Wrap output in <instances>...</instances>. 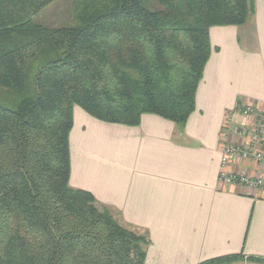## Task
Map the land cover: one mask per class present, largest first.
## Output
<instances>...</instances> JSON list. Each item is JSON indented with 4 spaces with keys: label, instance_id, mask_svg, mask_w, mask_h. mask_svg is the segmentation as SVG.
<instances>
[{
    "label": "trees",
    "instance_id": "16d2710c",
    "mask_svg": "<svg viewBox=\"0 0 264 264\" xmlns=\"http://www.w3.org/2000/svg\"><path fill=\"white\" fill-rule=\"evenodd\" d=\"M55 1L0 0V264H145L148 234L70 185L75 108L128 126L156 114L183 129L210 29L244 25L253 0H156L159 10L77 0L70 26L36 23Z\"/></svg>",
    "mask_w": 264,
    "mask_h": 264
},
{
    "label": "crops",
    "instance_id": "0c3cea01",
    "mask_svg": "<svg viewBox=\"0 0 264 264\" xmlns=\"http://www.w3.org/2000/svg\"><path fill=\"white\" fill-rule=\"evenodd\" d=\"M210 40L184 130L156 114L128 126L75 110L70 183L148 233L145 264H200L241 253L264 258V189L219 181L223 139L245 144L235 128L254 126L236 113L225 129L227 112L252 104L257 121L264 117V0H253L244 25L213 26ZM226 170L264 177L263 167L239 156Z\"/></svg>",
    "mask_w": 264,
    "mask_h": 264
},
{
    "label": "rangeland",
    "instance_id": "374dc122",
    "mask_svg": "<svg viewBox=\"0 0 264 264\" xmlns=\"http://www.w3.org/2000/svg\"><path fill=\"white\" fill-rule=\"evenodd\" d=\"M143 2L147 5H145L147 8H149L150 10H159L161 9V5H158L156 0H143ZM77 4V0H56L55 2L51 3L49 6H47L45 9H43L37 16L34 17V21L36 23H40L43 24L45 26L48 27H62V26H70L73 22V11H74V5ZM242 26V25H241ZM248 108H253L256 114V117L254 115H250V114H245L244 111ZM76 109H80L82 111H84L81 107H76ZM196 109V108H195ZM85 113H87L86 111H84ZM236 113H241L244 116H248L251 119L253 129H257L258 126V122L257 118H258V113H257V109L254 105L252 104H248L244 107H239L237 105V107H235L232 111H228L226 118H225V129H228L227 127L230 126L232 124V116ZM88 114V113H87ZM193 114V113H192ZM191 114V115H192ZM91 116V115H90ZM93 117V116H92ZM95 118V117H93ZM74 119H75V111H74ZM97 119V118H95ZM101 121V120H100ZM175 123V122H174ZM176 124V123H175ZM187 124V123H186ZM177 125V124H176ZM178 126V125H177ZM179 128V127H178ZM185 126L183 127L182 130H184ZM180 129V128H179ZM252 131H249V129H247V127H243V126H237L235 128V133L241 136H245L247 137V141L245 144H241V143H229L225 138V136L227 135L226 133H224L225 135H223V137H225L223 140V144L221 143V152H222V146L224 144H230V145H234V146H239L241 145L242 147H245L247 149L250 150L251 155H249V157L247 158H242L239 155H233L232 158L234 156H239L242 159H251L253 160L257 165L263 167L261 164H258L255 159H254V153L256 151H260L262 149H264V133L261 134L260 133V138H255L253 139L256 135L255 133ZM223 156V155H222ZM231 158V159H232ZM230 159V161H231ZM264 168V167H263ZM249 176V175H248ZM219 181H220V176H219ZM221 182V181H220ZM222 183V182H221ZM71 185V183H70ZM72 186V185H71ZM73 187V186H72ZM75 188V187H74ZM97 199V198H96ZM97 201L101 204L107 207L108 211L111 212V214L113 215V217L123 226L125 227H129L132 229L137 230L138 232L140 231L141 233H147L143 230H141L139 227L136 226H132L129 225L127 223H125L123 221V219L119 218V216H117V213L108 205L101 203L98 199ZM148 234V233H147ZM145 235V234H144ZM149 237V235H148ZM150 239V237H149ZM150 244H151V239H150ZM149 244V245H150ZM148 246H145L144 248L146 249V253H147V249ZM147 258V257H146ZM146 261V260H145ZM241 261V260H240ZM239 262V261H237ZM236 263V262H233ZM232 264V263H231Z\"/></svg>",
    "mask_w": 264,
    "mask_h": 264
},
{
    "label": "built area",
    "instance_id": "2783aa9c",
    "mask_svg": "<svg viewBox=\"0 0 264 264\" xmlns=\"http://www.w3.org/2000/svg\"><path fill=\"white\" fill-rule=\"evenodd\" d=\"M256 111H254L253 108H248L244 111L245 114H250V115H254L256 117L255 114ZM258 126L257 129H253V132L255 133V138H260V133L263 134L264 133V117H261L258 120ZM222 170L220 173V181L222 183H232L235 181H241L243 183H246L250 186L253 187H259V188H263L264 189V177H259V178H252L248 175H242V176H237L235 174L229 173L226 170V165L230 162V159L232 158L233 155H239L242 158H247L249 157V155H251L250 150L242 147L241 145L239 146H234V145H230V144H224L222 146ZM254 159L258 164H261L264 167V149L260 150V151H256L254 153ZM232 264H262L260 262L257 261H251L249 259L248 255H244V258L236 263H232Z\"/></svg>",
    "mask_w": 264,
    "mask_h": 264
}]
</instances>
